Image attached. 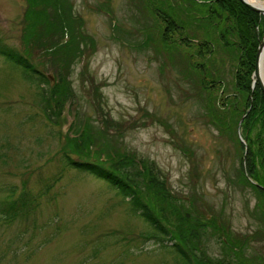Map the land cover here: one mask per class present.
<instances>
[{
    "label": "rangeland",
    "instance_id": "374dc122",
    "mask_svg": "<svg viewBox=\"0 0 264 264\" xmlns=\"http://www.w3.org/2000/svg\"><path fill=\"white\" fill-rule=\"evenodd\" d=\"M71 1L96 45L76 62L74 96L56 123L44 112L38 86L0 55V203L10 188L17 198L23 191L39 194L54 183L29 219L0 220V264H181L113 186L66 164L69 132L64 135L62 128L69 120L74 137L85 130V120L94 129V151L127 150L153 163L177 197L194 199L202 217L223 218L230 223L229 235L248 239L241 252V246L233 252L224 243L230 236L209 228L201 236L206 254L232 264H264V227L250 212L257 195L237 182L240 153L208 123L199 96L204 93L200 70L190 67L192 77L182 71L186 54L195 65L205 62L207 54L198 53L204 30L196 32L193 44L180 31L172 32L170 40L177 43L175 58L169 59L159 50V35H152L164 22L143 9L144 0ZM27 5L26 0H0V35L19 49ZM214 42L206 83L223 79L231 95L236 51L220 38ZM95 88L102 113L117 123L121 135L114 127L108 133L99 129ZM220 92L221 85L214 89Z\"/></svg>",
    "mask_w": 264,
    "mask_h": 264
},
{
    "label": "trees",
    "instance_id": "16d2710c",
    "mask_svg": "<svg viewBox=\"0 0 264 264\" xmlns=\"http://www.w3.org/2000/svg\"><path fill=\"white\" fill-rule=\"evenodd\" d=\"M26 1L21 49L7 43L0 35V55L20 68L25 79L38 86L44 112L56 123L74 96L71 76L75 64L89 49L95 48V39L86 32L85 20L76 17L71 0ZM143 9L164 22V26L158 24L157 30H152V35H159V50L167 52L169 59H173L177 43L170 40L172 32L180 31L184 41L193 44L198 37L196 32L204 30L198 53L201 57L207 54L206 67L205 62L195 65L186 54V67L182 71L192 77L190 67L200 70V90L204 91V96L201 92L199 96L208 123L216 127L221 137L236 145L240 153L237 182L242 187H250L257 195L250 212L264 227V92L259 85L252 90L258 46L264 34V15L251 10L241 0H144ZM217 38L224 47L236 51L234 93L231 95L226 93L223 79L212 78L209 84L206 83L211 74L208 66L213 62L211 55ZM43 68L53 71L57 81L54 85ZM219 85L221 92L217 95L214 89ZM95 89L99 98L95 100L96 109L102 115L99 129L108 133L114 121L102 113L101 94ZM84 122L85 130L82 128L79 135H68L66 139L68 149L64 150L63 157L69 167L93 174L113 186L132 210L154 228L161 246L171 248L177 254L181 264H232L206 254L201 243L202 234L209 228L214 234L219 231L223 235L232 234L230 223L223 218L221 222L220 219L214 221L202 217L204 212L196 201L190 199L198 208L197 212L191 202L169 190L153 163L138 159L127 150L122 153L105 151L107 154L102 159L101 154L105 152L94 151L91 140L90 133L94 129L87 126L86 120ZM239 128L243 140L238 134ZM105 148L102 147V151ZM53 185H47L39 194L23 191L17 198H13L15 189L10 188V196L0 203V220L14 223L29 219L39 207L40 197ZM171 223H175L174 229ZM230 237L229 244L224 243L233 247V252L240 246L241 252L248 242L247 237Z\"/></svg>",
    "mask_w": 264,
    "mask_h": 264
},
{
    "label": "water",
    "instance_id": "95a60500",
    "mask_svg": "<svg viewBox=\"0 0 264 264\" xmlns=\"http://www.w3.org/2000/svg\"><path fill=\"white\" fill-rule=\"evenodd\" d=\"M241 2H243L248 8H250L253 11H256L258 13L264 14V9L259 8L249 2H247L246 0H241ZM264 56V35L263 37L260 39L259 42V46H258V51H257V57H256V63H255V69L253 72V83H252V88H254L256 86V84L259 85V87L261 88V90L264 92V83L262 82V80L260 79V73H261V60L262 57ZM48 77L52 80V84L55 83V77L53 76V74H48ZM72 120H69V124L65 127H63V133H67V131L69 130L71 124H72ZM245 155H244V160H246L247 157V149L245 150Z\"/></svg>",
    "mask_w": 264,
    "mask_h": 264
},
{
    "label": "bare ground",
    "instance_id": "6f19581e",
    "mask_svg": "<svg viewBox=\"0 0 264 264\" xmlns=\"http://www.w3.org/2000/svg\"><path fill=\"white\" fill-rule=\"evenodd\" d=\"M247 2L264 9V0H246ZM260 79L264 83V56L262 57L261 60V73H260Z\"/></svg>",
    "mask_w": 264,
    "mask_h": 264
},
{
    "label": "flooded vegetation",
    "instance_id": "af4514ba",
    "mask_svg": "<svg viewBox=\"0 0 264 264\" xmlns=\"http://www.w3.org/2000/svg\"><path fill=\"white\" fill-rule=\"evenodd\" d=\"M104 11V10H103ZM80 60V59H79ZM64 115V114H63ZM107 116V115H106ZM108 117V116H107ZM110 119H112L111 117H108ZM113 120V119H112ZM114 121V120H113ZM117 126V123L114 121L113 125H111L110 127H114L116 129V133H119V128L116 127ZM121 127H123V125L121 124ZM109 131L112 132V128H109ZM119 135H121V132L119 133ZM103 159V158H102ZM94 161H97L96 158H94Z\"/></svg>",
    "mask_w": 264,
    "mask_h": 264
}]
</instances>
